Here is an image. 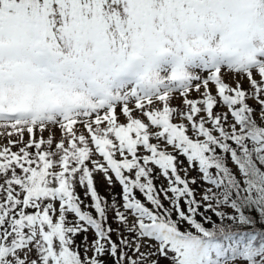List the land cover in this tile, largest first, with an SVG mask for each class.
<instances>
[{
	"label": "snow or ice",
	"instance_id": "6c2138e0",
	"mask_svg": "<svg viewBox=\"0 0 264 264\" xmlns=\"http://www.w3.org/2000/svg\"><path fill=\"white\" fill-rule=\"evenodd\" d=\"M0 129V264H264V0H0Z\"/></svg>",
	"mask_w": 264,
	"mask_h": 264
},
{
	"label": "trees",
	"instance_id": "16d2710c",
	"mask_svg": "<svg viewBox=\"0 0 264 264\" xmlns=\"http://www.w3.org/2000/svg\"><path fill=\"white\" fill-rule=\"evenodd\" d=\"M247 87H248V86H246L245 88H247ZM250 103H252V102L250 101ZM254 106H255V105H254ZM215 111L223 113V112H227L228 110H227L226 107L221 106V107H217V108L215 109ZM257 119H259V117H257ZM181 159L184 160L183 157H181ZM184 164H188V162H187L186 160H184ZM228 165H229V167H230L231 169H233V170L235 169V165L232 164V162L230 161V159L228 160ZM181 172H182V171H181ZM180 174H181L182 177L184 176V174H182V173H180ZM194 174H195V175H194ZM194 174H193V177H196V178H197L198 183L195 184V185H190V186L196 190V197H197V199H200L201 188H202V187H206V185H203L202 182L199 181V177H200V176L198 175L197 172L194 171ZM97 175H98V174H95V175H94V180H95V183H96V187H97V191H98V193H99L102 197H105V198L109 201V203L111 202L112 195L115 194V195L117 196V202H118V203H122V201H121L120 198H119V197H120V193H121V187H120L118 184H116L113 188L110 189V188L107 186V184H99L100 182H98V181L96 180V176H97ZM188 178L191 179L192 177H189V176H188ZM154 184L156 185L157 189L159 190V188H160L161 185H162L164 188H167V186H168V181H167V179L164 178L163 176H158V177L154 180ZM76 191H77V194L80 195L81 199L84 201V203H83V205H82L83 210H85V211H90V212H92V214L95 216L96 213H95L94 209H92L91 207H89V205H91V203H92L91 199H90V198H85V197H84V189H81L80 187H77ZM168 195L171 196L172 194L169 192ZM137 196L143 200V197H142L139 193H137ZM161 199H164L162 193H161ZM165 203L167 204L168 202L165 201ZM181 203L183 204V201H182ZM201 211H203V209H201ZM209 215H211V213H209ZM69 218H71V216H69ZM71 219H72V218H71ZM71 219H70V220H71ZM212 219H213V220H216L217 218L213 215V216H212ZM107 223H108V225H111V227L114 228V229L118 228V227H115V225H114L116 222H115L114 214H113L111 211H109V213H108V221H107ZM252 228H255V230H256L257 232H259V231H264V223L258 222V223H256L254 226H252ZM241 230H244V231H251V228H245V229H241ZM85 234H86V233H81V234H79V235L76 237V241H77L78 244H81V243H82ZM125 235H127V233H125ZM113 239H116L115 234L113 235Z\"/></svg>",
	"mask_w": 264,
	"mask_h": 264
},
{
	"label": "rangeland",
	"instance_id": "374dc122",
	"mask_svg": "<svg viewBox=\"0 0 264 264\" xmlns=\"http://www.w3.org/2000/svg\"><path fill=\"white\" fill-rule=\"evenodd\" d=\"M226 79H227V82H228V83L233 84V79H232L230 76H229V77H226ZM233 86H234V84H233ZM246 86H248V85L245 84L244 87H246ZM191 98H196V94L193 93ZM173 103H174V104H178L179 101L177 100V101H174ZM122 119H123V118H122ZM231 121H232V118L229 116V122H231ZM0 131H3V130L0 129ZM44 135L47 136L48 133H44ZM59 137H60V133H59V131H57V133H56V138L59 139ZM25 139H27V137H25ZM14 150H15V149H14ZM184 166L187 167L188 164H184ZM195 172H197V171H195ZM181 173L184 174L183 171H182ZM197 173H198V172H197ZM193 174H194V171H190L189 174H188V176H189V177H193ZM194 175H195V174H194ZM198 175L200 176L199 173H198ZM96 180H97L98 182H100L99 184H107V182L104 180L102 174H98V175L96 176ZM107 186H108V184H107ZM108 187H109V186H108ZM80 188L83 189L82 187H80ZM71 218H72V219H75L74 215H72ZM71 218H69V219H71ZM114 225H115V227H121V226L118 225L117 223H115ZM85 235L88 236L89 243H91L92 239L94 238V231H93L91 228H89L88 232H87ZM142 243H149V242H148V241H142ZM142 251H147V249H146V248H142ZM161 264H168V261H164V260H162V261H161Z\"/></svg>",
	"mask_w": 264,
	"mask_h": 264
}]
</instances>
